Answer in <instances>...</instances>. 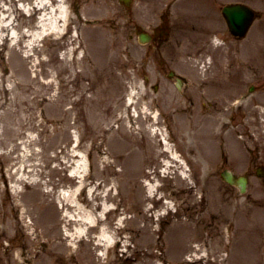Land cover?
I'll return each mask as SVG.
<instances>
[{
  "label": "rangeland",
  "instance_id": "rangeland-1",
  "mask_svg": "<svg viewBox=\"0 0 264 264\" xmlns=\"http://www.w3.org/2000/svg\"><path fill=\"white\" fill-rule=\"evenodd\" d=\"M87 1L83 0V4ZM94 1L92 5L84 4L83 10L78 8L81 4L79 0L78 4L76 0H68L66 4L70 5L72 12L80 11L79 32L83 34L84 45L92 43L93 47L99 44L108 46L105 56L107 63L93 69L99 79L94 89L102 91V96L97 97L98 102L93 99L92 106L85 104L83 98L89 93L77 105H74L73 99L78 96L67 100L58 96L59 102H50L49 95L35 97L16 88L10 92L5 90V95L0 93L2 99H7L6 110L0 116V214L5 228V233L0 236L1 264H219L221 252H217L214 247L222 242V237L225 238L222 224L232 217L229 201L236 197L237 192L218 176L216 170L222 161V154L228 160L226 167L238 173L251 163L264 164V81L258 82L257 91L243 105L228 113L227 120H221L226 125L223 129L225 132L216 140L215 148L211 143L208 145L203 142V139L205 132L210 129V123L213 130H218L216 125L220 123H213L210 119L209 122L206 118L201 121L203 117L199 116L197 107L190 110L195 113L185 126L187 130H183L184 127L173 120L166 122L168 125L172 123L171 128L158 123V119L157 124L144 121V114L137 110L141 104L135 111L138 116L134 114L129 119L123 113L122 95L126 96L131 91L136 96L134 99L140 96L143 102H148L152 96L147 82H143L142 76L133 71L137 61L148 58L146 48L139 46L134 39L129 41V28L123 26L125 12L117 0L110 1L118 7L116 10L121 25L112 34L108 30H113L114 24L96 21L101 10ZM190 1L199 9L206 7L212 12L210 17L216 18L213 13L216 11L215 4L211 0ZM249 1L254 3L257 10H261L264 17V0ZM17 5H21L20 2ZM87 19H94L96 23L87 24ZM251 31L240 41L234 40L226 32L221 33V45L210 44L218 47L211 54L204 51L203 54L199 52V55H195V48L190 53L182 50L181 55L189 54L190 59H195L194 64L198 61L197 66H194L196 75L199 71L218 74L227 64H231L232 58L247 60L249 69L256 70L264 67V46L258 43L261 41L258 33L264 31V18L257 21ZM180 41L177 38V42ZM10 43L8 39L7 45ZM49 45L42 41L38 48ZM182 45L186 47V43ZM115 48L119 50L117 58ZM65 49L58 51L59 56ZM97 50L91 49L96 56ZM3 53L2 59H6V64L4 61L0 63V76L11 72L5 48ZM172 53L169 55L171 58ZM35 56L48 60L49 53L46 51ZM36 57L34 63L38 62ZM90 57L93 60V56ZM207 59L212 60L209 66L206 64ZM186 67V64H182V69L186 70ZM37 69L40 71L39 65ZM229 70L233 71V66ZM235 71L231 78H227V86L222 87L219 94L215 87L205 95L207 105L211 101L216 110L226 109L228 104L222 108L220 99H231L241 81L251 76L247 66L242 69L237 67ZM261 76L264 79V75ZM40 78L44 81L53 79L57 84L53 73L40 75ZM89 83L84 81L82 84ZM3 85L5 88L12 87L10 82H4ZM55 94L57 92L52 91L53 99ZM157 105L165 108L160 102ZM141 108V111H149L145 106ZM120 115L126 116L123 133L117 130ZM160 120L165 122L162 118ZM150 124H154V128L157 125L162 128L172 148L186 161V182L195 191L191 197H188V192L180 193L175 189L180 171L178 167L169 169L167 174L163 171L162 161H157L154 156L150 161L139 159L138 150L148 154L160 150L145 132L146 126ZM233 127L236 129L234 138L229 131ZM185 131H189L184 138L187 142L181 148L177 142ZM138 142L143 143L142 147ZM120 143L123 145L120 146ZM145 143L152 148H148ZM200 143L203 151H199ZM220 144L224 148H220ZM237 146L240 148L236 152ZM159 160H163V156H159ZM145 170L149 172V178L146 179L152 182L156 192L152 203L145 200ZM197 186L199 188L196 192ZM261 192L252 173L243 197L248 199ZM95 195L97 198H94ZM159 196L167 200H157ZM140 199L143 200L142 208L148 210V220L137 214ZM240 201L239 208L247 204L245 199ZM166 206L170 208L167 210ZM73 216L83 218L88 225L74 226L73 230H68L64 222ZM177 219L198 228L200 237L196 241L200 249L197 252L185 251L179 257L171 252L176 237L168 235ZM89 225L94 226L93 230H87ZM245 225V217H239L229 231L225 229L228 238L224 246L227 245L228 251L225 252L229 254V264H252L250 249L254 247L255 238L251 231L250 235H245ZM75 231L77 235H82L83 240L77 238L72 243L73 247L65 249V254H61L57 246L61 238ZM95 237H105L108 248L103 253L108 251L107 259L105 255L98 257L99 252L90 241ZM179 244L183 245L184 241ZM258 253L259 248L256 247L255 254ZM192 257L194 260H186ZM199 257L202 259L198 260Z\"/></svg>",
  "mask_w": 264,
  "mask_h": 264
},
{
  "label": "bare ground",
  "instance_id": "bare-ground-1",
  "mask_svg": "<svg viewBox=\"0 0 264 264\" xmlns=\"http://www.w3.org/2000/svg\"><path fill=\"white\" fill-rule=\"evenodd\" d=\"M19 1L22 2L21 7L17 5ZM66 1L67 0H0V45L3 46V49H6L5 55L7 56V61L11 68L9 74H2L0 76L1 94L5 95V90L10 92L16 88L35 97L49 95L50 102H59L57 99L58 96L64 97L65 100L73 96H78V98L74 97L73 99L74 105H77V103L82 100L81 98L89 93L88 96L83 98L85 99L83 102L90 106H92L93 99L94 102H98L97 97L102 96V91L98 88L94 89L96 87L95 83L99 81V79L96 70L93 69L95 67L98 68L99 64L107 63V61H105V56L108 52L107 46L103 44H99L100 46L98 47H93L92 45L89 47L88 44L82 46L79 40L80 35L77 31H74L75 34L70 33L65 37L66 34L62 33V28L64 27V29L67 28L69 30L70 23L73 25L77 20V15L74 16L69 13L68 7L65 6ZM109 16L112 18L111 21L114 22V28L111 32L116 33L119 26L117 14L114 12L112 16ZM22 26L26 27L27 30L22 31ZM73 29L75 30L74 27ZM8 39L11 40L9 45H7ZM41 40L50 42V45L46 48L38 49L37 46ZM117 46L119 47V45ZM64 47H66L65 51L61 52L59 56L58 51H61ZM90 48L93 50L95 48L98 49L97 56L92 53ZM3 49L0 50V63L4 61L2 59L4 55ZM46 51L49 53L48 60L35 56L36 53L40 55ZM90 54L93 56V60ZM118 55L119 50L115 48L116 58ZM35 57L38 59L37 63H34ZM4 64H6L5 61ZM37 65L40 66V71L37 69ZM51 73L56 75L57 79L55 80H57V84H55L53 79L44 81L40 78V75H50ZM19 75H22V77ZM103 80L106 79L103 78ZM84 81H89L91 83L83 85L82 83ZM4 82H10L12 87L5 88L3 85ZM52 91L57 92L54 99L52 97ZM129 102L130 99L128 100V105H130ZM6 104L7 99H2L0 96V116L6 110ZM127 109L128 108H125L124 112H127ZM142 112L148 117H151L150 113L146 112V110ZM118 120L119 125L117 130H121L120 133H123L124 116L120 115ZM102 130L105 131L104 129ZM145 132L148 135V139L151 140L153 144L160 146V150L152 154L145 153L143 150H138L139 159L141 161H150V158L154 156L158 161L159 156H163L164 159L162 160V164L165 171L173 169L175 166L182 168L179 171L180 176L175 183V189L180 193L188 192V197H191L195 191L184 179H182V176L185 177L183 162L180 156L174 152L169 142H167L163 131L159 127L154 128L149 126L145 129ZM184 137H186V135H181L177 142L178 146L181 148L185 146ZM145 144L148 148H152L150 144ZM121 145L123 144L120 143V146ZM138 145L142 147L143 143L138 142ZM198 188L197 186L196 192ZM155 193L154 187L149 186V197L145 198V200L152 201ZM94 198H97V196L95 195ZM85 202L90 205L88 201ZM142 207L143 200L140 199L137 214L148 220V210ZM166 209L168 210L169 206H166ZM64 223L70 231L74 229V226L88 225L83 218L80 219L78 216L68 218ZM2 228L4 229V227ZM91 229H93V226L89 225L87 230ZM197 229L196 227H190L186 223L179 222V219L174 222V226L170 229L172 232L169 233L168 237H176V243H174L171 249V252H174L176 257L191 250L200 249L191 245L193 241L200 237ZM4 233V230L1 229L0 235ZM77 238L83 240L82 235H77L76 231L73 233L69 232L61 238L62 241H60V245H57L60 247L61 254H65V249L70 248ZM65 241L69 243H65ZM183 241L184 244L180 245L179 243ZM214 241L217 242L215 239ZM91 242L94 244V249L101 250L98 255L102 256L103 248L107 247L105 237H96V239H91ZM222 247V243H220L216 244L214 249L218 252ZM47 260L51 263V259L48 258ZM64 261L67 262L68 260Z\"/></svg>",
  "mask_w": 264,
  "mask_h": 264
},
{
  "label": "water",
  "instance_id": "water-1",
  "mask_svg": "<svg viewBox=\"0 0 264 264\" xmlns=\"http://www.w3.org/2000/svg\"><path fill=\"white\" fill-rule=\"evenodd\" d=\"M240 7H229L226 8L224 10V13H230L233 11V9H237L235 10V12H233L232 16H226L228 19V23L230 25V27H232L233 31L236 34H242V32L245 30L246 26H247V22L246 21V13L248 12V10L246 11L244 8H242L243 13L241 12V9H238ZM227 181H231L230 177H226ZM241 187L243 189V183L241 184Z\"/></svg>",
  "mask_w": 264,
  "mask_h": 264
},
{
  "label": "flooded vegetation",
  "instance_id": "flooded-vegetation-1",
  "mask_svg": "<svg viewBox=\"0 0 264 264\" xmlns=\"http://www.w3.org/2000/svg\"><path fill=\"white\" fill-rule=\"evenodd\" d=\"M158 28H161V27H158ZM158 28L156 27V29H158ZM160 40H161V37H157V38H156L155 45H156V48H157V49L160 47V43H161V42L159 43ZM161 66H162V67H165L166 64H165V63H162Z\"/></svg>",
  "mask_w": 264,
  "mask_h": 264
}]
</instances>
